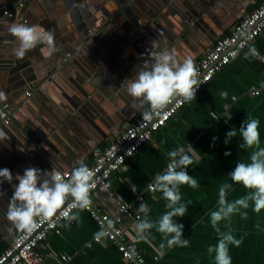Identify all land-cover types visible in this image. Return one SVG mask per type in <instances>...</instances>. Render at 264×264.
Returning a JSON list of instances; mask_svg holds the SVG:
<instances>
[{"label":"crops","instance_id":"0c3cea01","mask_svg":"<svg viewBox=\"0 0 264 264\" xmlns=\"http://www.w3.org/2000/svg\"><path fill=\"white\" fill-rule=\"evenodd\" d=\"M117 1L121 4L115 10V0H31L24 8H19L18 3H13L10 10L14 12V17L8 18L4 13L2 18L6 16V22L0 27L3 33L0 38L4 36L9 39L3 43L13 48L9 56L14 61L13 65H17V69L12 71L10 68L4 70L0 67V91L5 92L6 101L13 106V115L16 114L29 128L35 127L45 132V138L54 143L59 139L50 135V129L45 128L46 125L36 118L43 111L42 120L50 122L51 129H54V133H57L64 142V145L61 144L64 157L58 156L39 133H37L39 140L35 139L38 145H32L27 136L22 137L21 128L12 122L2 128L8 133L9 138L0 141V168L14 160L13 154L16 157L21 156L22 162L29 160V166L41 170L72 171L79 160H83L89 166L93 162L92 150L107 146L109 140H114L127 126L123 124L131 122L143 110L132 108L133 98L127 92H121L123 97H117L115 102L107 98L96 100L95 95L104 96L106 88H110L109 84H101L105 83L103 75L110 69L117 73L121 71L123 63L127 60H120V55L127 49L132 50L137 46L142 51L144 48L148 50L151 41L155 40L152 20L148 19V16L141 17L143 20L141 24L135 15L158 10L160 15L174 18L179 28L183 14L179 12L180 8L171 3L176 0H171L172 6L166 8L162 7L161 0ZM177 1L182 3L181 6H188L193 2L194 7H191L198 13L195 20L198 22L196 28L192 27L182 32L187 42L179 45L182 49L187 48L183 56L190 57L195 63L219 38L218 36L213 41L210 36L222 30V35L230 33L242 17L262 0ZM195 2L203 7L201 11ZM244 10H247V13H244ZM121 13L128 17L120 15ZM230 13L236 16L234 21ZM2 18L0 22L3 21ZM103 22H110L106 29L105 25H102ZM12 23H27L37 26L41 31H54V34L58 35L55 43L59 50L49 56L47 47L39 49V46L46 44H39L17 64L18 59L14 54L17 41L7 31ZM164 26H166L164 22L158 23V27ZM177 27L174 29H178ZM61 30L65 31L62 35L64 40L61 39ZM92 34L94 36L90 38ZM255 44L264 50V31L257 37ZM63 49L70 50L77 66L87 67L90 63L94 65L95 68L92 69L94 73L87 69L84 72L80 70L81 86L85 88L88 84L91 86L84 91L70 90L67 92L68 95H65L66 98H62L58 93V87L64 76L60 79L56 75L53 77L55 81L52 86L46 88L44 84L39 90L32 89L36 80H40L41 71L46 72V67H53L60 62L59 52ZM112 49L119 50L115 60L105 55ZM96 57H99V60H94ZM5 58L0 59V64ZM138 61L141 64L142 60ZM131 65L128 64L127 70L133 76L139 63ZM73 66H70L71 72L74 69L78 71V67ZM100 67H105V70L99 71ZM86 72L92 74V77L96 75V79L87 78L83 74ZM100 79L102 82H99ZM97 80L102 88L95 86ZM66 85L68 86L67 82ZM28 91L29 94L26 93ZM223 93L226 95H222ZM126 100L131 101L132 113L129 112V119L123 121L124 113L121 112V108L127 106ZM212 112L217 113L220 119L214 118ZM229 115L231 118L227 119ZM251 119L260 122L259 148H264V66L248 51H243L240 56L218 71L196 98L187 102L166 126L154 133L152 139L140 148L134 157L129 158L113 173L112 188L98 191L95 199L108 211H111L119 200L133 203L135 210L144 202L150 209L147 218L157 222L170 209L166 208L167 201L162 198V193L158 191L153 193L147 188L148 184L155 180L157 173L164 172L170 162L168 153L183 147L193 160L187 171L198 182V187L181 186L182 202L190 201L191 204L188 205L185 216L174 218L177 223L184 225L182 239L189 240L188 246L168 247L166 238L155 227L145 233L146 239H141L135 230L137 219L124 218L122 225L129 239L154 264H216V253L214 251L210 254L208 248L215 247L220 239L211 224L210 215L219 208V189L225 183L231 185V188L226 190V200L229 203L248 195L252 190L234 183L228 175L238 161L251 163L252 153L258 150L255 146L241 149L239 145L243 140L239 132L225 144L226 133L233 128L239 130L245 120ZM111 121L113 124H110ZM119 123H122L121 126ZM111 127H122V130L113 132ZM226 152H230V155H225ZM9 185L7 181L0 184V191L4 192V195L0 196V252L11 243L13 235L19 232L14 227L11 230L5 228L7 224H11L6 219V211L14 192L13 187ZM132 185H135L137 192L143 195L142 201L137 199L138 193L133 192ZM244 212L247 213L246 217L242 216ZM75 214H78V220L64 222L60 234H50L41 243L40 247L48 264H129L123 259L115 244L105 239L100 243L92 242L93 236L98 233V226L87 211L77 210L73 213ZM140 214L143 219V213ZM217 227L221 233L230 234L234 239L241 241L238 246L231 242L227 244L231 264H264V209L255 212L252 202L249 201L247 209L240 208L230 217L219 221ZM89 243L92 245L89 246ZM161 243L165 245L163 249H160ZM161 251L164 253L163 256L160 255ZM63 254L71 256V259L62 260ZM153 256H158V259L153 260Z\"/></svg>","mask_w":264,"mask_h":264},{"label":"clouds","instance_id":"9594fccd","mask_svg":"<svg viewBox=\"0 0 264 264\" xmlns=\"http://www.w3.org/2000/svg\"><path fill=\"white\" fill-rule=\"evenodd\" d=\"M7 31L17 41L14 54L18 60H23L26 54L39 44H46L49 56L59 50L52 30L41 31L35 25L12 23ZM141 59L142 62L136 68L134 75L127 79L125 91L133 98L134 109H144L142 115L146 121L158 115L177 98H181L183 102H190L196 98L197 90L204 82L200 80L198 69L190 57L181 62L174 50L161 49L153 40L147 52L141 54ZM6 100L5 92L0 91V102ZM3 115L0 112V117ZM230 118L229 115L227 119ZM259 123L257 119L245 120L239 130L233 128L226 133L225 144L239 132L243 140V143L239 145L241 149L255 146L258 150L252 153L251 163L238 161L234 170L228 175L234 183L242 184L252 191L245 197L229 203L226 200V190L230 189L231 185L225 183L219 189V208L210 215L211 224L220 239L215 247L208 248L210 254L215 251L216 264H231L227 244L231 242L238 246L241 243L232 235L221 233L217 227L218 222L238 212L240 208L247 209L249 201L252 202L255 212L258 213L264 209V148H259ZM8 138V133L0 128V141H6ZM225 155H230V152H226ZM168 156L170 162L166 169L162 174H156L154 185L149 187L153 193L157 191L162 193V198L167 201L166 208L170 211L165 212L157 222H152L147 218L150 209L146 203H141L136 210L135 230L141 239H146L145 233L155 227L166 238L168 247L173 245L186 247L189 240L182 239L184 225L177 223L174 218L185 216L188 205L191 204L190 201L182 202L181 186L198 187V182L187 171L193 160L183 147L170 151ZM76 164L68 178L52 170L28 167L22 175L19 173L15 175V180L18 181L15 184L11 170L6 167L0 168V178H2L0 184L7 181L14 189L6 211V219L11 225L20 232L31 233L37 226V218L40 221L49 219L57 208L70 199L74 201L73 207L80 210L88 209L92 204L90 191L94 187L93 172L83 160L77 161ZM109 187L110 185L105 183L103 190ZM131 188L134 192L136 191L135 185ZM3 195L4 192L0 191V196ZM155 198L153 195V199ZM140 213H143V219ZM64 216L69 222L79 218L78 214L69 216L67 212ZM242 216L246 217L247 213L244 212ZM107 234L105 231L97 233L96 241L100 242L101 237ZM164 247V243H161L160 249ZM163 254L161 251L160 255L163 256Z\"/></svg>","mask_w":264,"mask_h":264},{"label":"built area","instance_id":"2783aa9c","mask_svg":"<svg viewBox=\"0 0 264 264\" xmlns=\"http://www.w3.org/2000/svg\"><path fill=\"white\" fill-rule=\"evenodd\" d=\"M5 14L11 17L14 15V12L6 10ZM24 21L27 22V19ZM263 31L264 0L243 16L230 33L221 35L213 46L195 62L199 78L204 82L198 88L196 95L212 81L218 71L230 64L243 51H248L255 60L264 66V50L255 44L257 37ZM26 93L29 94V91ZM255 93H258V91H255ZM186 104L187 102H183L181 98H177L166 106L164 110H161L158 115H154L151 120L147 121L143 118V109L107 146L96 147L91 152L93 162L88 168L93 172L94 187L90 191L92 204L85 211L96 222L98 233L101 231L108 233L101 237L100 242L105 239L115 244L123 259L129 264H154L129 239L122 225L124 218L136 219L137 211L134 209L133 203L125 200H119L116 206L111 211H108L102 203L95 199V194L98 191L110 190L112 188V174L118 171L129 158L134 157L138 150L152 139L154 133L166 126L168 121L180 112ZM0 112L4 114L0 117V124L9 126L12 123L13 106L7 101L0 102ZM211 114L217 120L220 119L217 113L212 112ZM186 152L188 153V151ZM56 172H59L65 178L71 175V170H59ZM154 181L148 184L147 188L149 190H151L149 186L154 185ZM105 183L110 185L107 190H103ZM135 193H138L137 189ZM137 199L142 201L144 197L141 193H138ZM73 204L74 201L70 199L57 208L49 219L40 221L37 218V226L31 233L19 231L14 234L11 243L0 252V264H48L40 247L41 243L50 234L61 233L62 224L69 221L64 216L65 212L71 216L75 211L80 210L73 207ZM129 205L131 206L129 207ZM95 236L96 234L93 236L92 242L100 243L96 241ZM91 245L92 243H89V246ZM61 257L62 260L71 259V256L66 254H63ZM157 259L158 256H153V260Z\"/></svg>","mask_w":264,"mask_h":264},{"label":"water","instance_id":"95a60500","mask_svg":"<svg viewBox=\"0 0 264 264\" xmlns=\"http://www.w3.org/2000/svg\"><path fill=\"white\" fill-rule=\"evenodd\" d=\"M30 1L31 0H0V20L4 16L5 11L12 9V6L15 3H18L19 8H24V7H26L25 4H27ZM161 1H162V7L163 8L172 6L171 3H174L175 7L180 8L179 12H181V14H183V17H182L181 23L178 25L179 28L177 27V25L174 21V18H171L168 15H166V16L160 15L158 13V10L157 11L151 10V11H148L147 14L140 13V14L135 15V16L137 17V19L140 21L141 24L143 23V20L141 19V17L148 16L147 18L152 20V29H153L152 31H153V34L155 36V41L159 44V48H161V49L162 48H168V49L174 50L178 60L182 62L187 57V56L186 57L183 56V54L186 52L187 48L182 49V47L179 46L181 44H186V42H187V38L182 32H184L185 30H188L192 27L196 28V24H198V22H196L195 20L198 17V13L194 12L193 8L191 7V6L194 7L193 2L191 5L181 6L182 3L180 1H177V0H176V2H171V0H161ZM250 1H253V0H250ZM247 2H244V4H246ZM195 3H196L197 8L201 11L203 9V7L200 5V3H198V2H195ZM120 4H121L120 1L115 0L114 9L116 10L117 7L120 6ZM249 4H247V5H249ZM158 8H160V7H158ZM163 11H165V10H163ZM244 11H243L244 13H247L246 12L247 10H244ZM124 12H126V11L124 10ZM126 13H128V11ZM106 14H110V13H106ZM122 14L123 13H121L120 15H122ZM181 14H180V16H181ZM230 14H231V17L234 21L236 19V16L232 13H230ZM170 15H171V13H170ZM6 16H5V18H2L3 21L0 22V27L2 24H4V22H6ZM117 16H115V18ZM11 17H14V15ZM124 17H128V16L124 15ZM8 18H9V16H8ZM106 19L107 18H105V20ZM161 22H164L166 24V26L158 27V23H161ZM109 23L110 22H103L102 23V25H105L104 29H106L108 27ZM192 23H195V25H193ZM174 27L175 28L177 27L178 29L175 30ZM0 32H1L0 35H3L2 30H0ZM4 32H6V31H4ZM64 33H65V31L61 30V39L62 40H64V38L62 36ZM90 33H91V31L89 32V34ZM222 33H223V30L218 32L214 36H210V38L213 39V41H215L218 36L220 37L222 35ZM93 36H94V34H92V36H90V38H92ZM57 38H58V35H55V41H57ZM7 40H9V39L4 38V36H3V38H2V36L0 38V59L6 57L4 60L1 61L0 67L4 70H8L10 68V69H12V71H14L17 69V65H15V66L13 65L14 61L11 60V58L9 56V53L11 52V50L13 48L11 49V48L7 47L5 43H3L4 41H7ZM148 44H150V43H148ZM45 47H47V46L46 45L39 46V49L42 50ZM134 48L135 49H132V50L127 49L123 54L120 55V60H127L125 63H123V67H122L121 71H119L117 73L116 71L110 69L107 71L106 75H103L102 79L105 81V83H101V84L102 85L109 84L110 88L109 89L106 88V91L104 92V96H101V94H97L98 96L95 95L96 100H98L99 98H102V99L107 98L111 102H115L117 97L119 98L122 96L121 92H126L125 91V85L127 83V79L132 77L130 71L127 70L128 64L130 63V65L131 64L134 65V64L139 63V65H140V61H138V60H142L141 54L147 52V48H144L143 51H142V49H140L137 46H134ZM209 48H211V46ZM69 51L70 50H65V49H63L62 51L60 50V52H59L60 58H61L60 62L53 67L52 66L46 67L45 68L46 72L41 71V78L39 81H38V79L36 80L37 82H35V84L32 85L33 86L32 89H38L39 90V87H44V84H45L46 88L48 86H52V84H54V81H55V79H53V77H55L56 75H58L60 77V79L64 76V79L60 80V84H59L60 86L59 87L57 86L59 89L58 93H60V96L62 98L63 97L66 98L65 95H68L67 92L70 90H72V92L84 91V89L91 86L90 84H88L86 88H85V86H81V83H82L81 79L82 78L80 76V70H83V72H84L85 69H87L89 72L94 73V71L92 70L95 68L94 65H92L90 63L89 65H87V67H82L80 65L77 66V62H76L75 58H73V54L70 53ZM118 51H119L118 49H116V50L112 49V50H110V52L109 51L106 52L105 55L110 57V58H114V60H115L116 59L115 56L118 53ZM34 55L40 56L39 54H34ZM200 55L201 54H199V56ZM125 56H126V58H125ZM199 56H197V57H199ZM104 58H105V56H104ZM94 60H99V57H96ZM105 60H106V58H105ZM16 62H17V64L20 63L19 60H16ZM73 65H76V67H78V71L74 69L71 72L70 66L74 67ZM90 65L93 66V68ZM131 68L134 71L133 67H131ZM98 70L104 71L105 67H100ZM38 74H40V73H38ZM83 74L87 78L96 79V75H93L95 77L94 78V77H92V74L90 75L88 72L83 73ZM18 76L19 75H17V77ZM32 78H33V76H32ZM102 79H100L99 82H102ZM66 82L68 83V86L66 85ZM99 82L97 80L95 82V86H97L98 88H102L103 86ZM50 89H51V87H50ZM32 95H33V93H32ZM27 98H29V97H27ZM126 101L125 102L127 103V106H122L123 109L121 108V112L124 113L123 114V116H124L123 121H125L126 119L127 120L129 119V117H130L129 112L131 114L132 113L131 109L133 108V107L131 108V101H129V100H126ZM42 112L39 113L38 116H36V118L40 122H42L46 125L45 128L50 129V132H49V133H51L50 135L59 139L58 141H56L57 139L54 140V141H56L54 143L51 142L52 140L45 138L46 137L45 132L39 131L35 127L29 128L26 124L24 125V123L20 121L19 117L16 114L12 115V122H13V124L18 125V127L21 128V130L23 132L22 137L27 136V138L29 139V141L32 145H35V146L38 145L35 139L39 140V138L37 137V133H39L40 136L45 138V141L52 147V149L58 154V156L64 157L62 155V152H61V150L63 148L62 145H64V142H63V140H60L57 133H54L55 132L54 129H51L52 124L50 125V122H48L46 120H42L43 116H44V114ZM125 116H126V118H125ZM110 124H113V121H111ZM121 124L122 123H119L120 126H121ZM114 125H115V123H114ZM123 125H128V123L123 124ZM0 128H5V125L0 124ZM112 130H113V132H116V131L120 132L122 130V127L112 128ZM111 141L109 140V142H111ZM30 156H34V155H30ZM13 158H14V160H10L11 161L10 163L7 162L4 165H2V168L6 167V168L11 170V172L13 173V177H14L13 183L15 184V183H18V181L15 180V175L17 173L22 175L24 170L26 169V166L27 167H31V166H29V160H26V161L24 160L22 162L20 159L21 156H19V155L16 157L13 154ZM5 228L11 230V229H13V226L11 224H7L5 226ZM2 234H4V232H2ZM9 234H10V231H9Z\"/></svg>","mask_w":264,"mask_h":264},{"label":"trees","instance_id":"16d2710c","mask_svg":"<svg viewBox=\"0 0 264 264\" xmlns=\"http://www.w3.org/2000/svg\"><path fill=\"white\" fill-rule=\"evenodd\" d=\"M2 252V251H1Z\"/></svg>","mask_w":264,"mask_h":264}]
</instances>
